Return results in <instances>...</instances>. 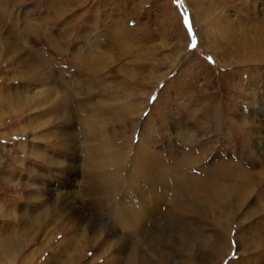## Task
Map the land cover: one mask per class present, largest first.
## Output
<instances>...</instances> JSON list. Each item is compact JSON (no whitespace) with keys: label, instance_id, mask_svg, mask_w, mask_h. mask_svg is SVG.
I'll list each match as a JSON object with an SVG mask.
<instances>
[{"label":"rangeland","instance_id":"obj_1","mask_svg":"<svg viewBox=\"0 0 264 264\" xmlns=\"http://www.w3.org/2000/svg\"><path fill=\"white\" fill-rule=\"evenodd\" d=\"M71 1L0 0V96L26 98L20 108L0 103V248L9 240L12 253L21 248L7 262L70 264L73 251L72 264H264L256 231L259 222L264 229V216L248 218L250 205L181 213L159 199L148 226L131 234L141 243L133 260L123 236L128 230L110 214L98 210L95 221L83 212L91 199L88 178L97 181L115 165L118 191L126 188L136 200L128 180L135 175L133 154L145 144L166 161L162 169L189 155L202 161L192 165L194 174L204 161L224 158L251 167L253 144L264 138V55L261 62L239 60L233 42L244 45L241 33L252 35L264 0ZM212 32L224 33L225 45L214 36L211 42ZM115 37L121 50L111 44ZM13 40L16 53L6 47ZM101 53L110 57L91 58ZM26 58L39 60L46 73L25 76ZM145 132L150 142L141 140ZM201 145L210 150L206 158ZM183 178L170 173L168 197ZM134 183L150 194L147 180ZM226 216L232 219L227 231ZM246 233L261 244L240 242ZM211 240L221 241V252Z\"/></svg>","mask_w":264,"mask_h":264},{"label":"bare ground","instance_id":"obj_2","mask_svg":"<svg viewBox=\"0 0 264 264\" xmlns=\"http://www.w3.org/2000/svg\"><path fill=\"white\" fill-rule=\"evenodd\" d=\"M70 1L71 0H61V3L64 2V3L68 4ZM71 2H74V1H71ZM70 5H71V3H70ZM60 8H61V6L59 7V9ZM60 10H62V9H60ZM68 10H69V7H68ZM205 10L206 9H204V12H205ZM8 13H9V11H8ZM262 13H264V12H262ZM5 16L8 17L7 15H5ZM57 16H58V14H57ZM261 18H262L261 22H258L256 24H254L255 22L252 20L254 23L251 24L250 28H252V30L254 32L252 33L251 36H249L246 33H241L244 40L245 41L247 40L246 43H244V45L240 44L239 41L237 42L234 40L233 43L235 44V48L238 50L239 60H242L244 62H249V61L252 62V61H256V60H260V62L262 61L261 55H264V19H263L264 16ZM12 21H13V19H12ZM11 24H13V23L11 22ZM234 24H235V26L238 25L235 22H233V24L231 22H229L228 25L232 26ZM237 31L240 33V30H237ZM219 32L218 33L212 32V34H210L211 42H212V38L214 36L216 38V42H218V44H224L225 45V42H224L225 34L219 33ZM247 33H249V32H247ZM38 34H36V36ZM47 37H49V36H47ZM0 39H2V38L0 37ZM53 40H55V39H53ZM14 41L15 40L9 42L8 43L9 45H7L6 47L8 48V50L10 48V51H11V49H14L13 52L15 51L14 53H16L17 43H15ZM202 42H204V44H205V40L204 41L202 40ZM122 43H123V41H120V39H118V37H115L114 42H112L111 44H112V46L115 44L120 45V50H121V47L123 45ZM33 46H35V44H33ZM20 48L24 49L22 47H20ZM8 50H7V52H8ZM3 51H4V49H3ZM117 52H119V51H117ZM120 53H121V51H120ZM29 54H30V52H29ZM214 54L216 57H218L216 53H214ZM109 57L110 56L108 54L101 53L100 55L94 54V56H92L91 58H93L97 62L103 63V61H106V59H108ZM19 58H20V56H19ZM33 58H26L24 60V63L22 62L24 67H25V68H23L24 69L23 74L25 76H27V75L29 77L34 76L36 78L38 75H40L42 73L45 74L46 72H44V70L42 69L44 65L42 66V63L39 60H35ZM38 58H39V56H38ZM15 59H16V56H15ZM21 60H23V59H21ZM21 60H18V61H21ZM22 63H21V65H22ZM239 63H240V61H239ZM44 78L48 81V77H44ZM53 78H55V77H53ZM29 79H31V78H29ZM51 80H52V78H51ZM37 98H38V96H35V99L33 98L34 101H32V102H36ZM25 100H26L25 97H22V96L16 97V96H13L11 94L0 96V103L5 102V104H8V105L13 104V105H15V107H19V106L23 107L25 105L24 104ZM17 109L18 108H16V110ZM52 109L54 110L56 108L52 107L51 110ZM57 109H59L58 106H57ZM53 110H52V112H55ZM214 118H215V116H214ZM263 120H264V118H263ZM245 125H247V124H245ZM243 129H239V130H241V134H243L244 135L243 137L245 138V134L242 132ZM260 134H259V136H260ZM146 137H149V138H146ZM141 138L140 139L142 141L150 142V139H151L150 132L149 133L145 132L144 134H142ZM142 141H141V143H142ZM233 142H235V140ZM141 143H139V145ZM205 144H207V143H205ZM232 144L233 143H231V145ZM204 145H201V148H202L201 152H203L202 157L204 156V158H206L205 156H207V154H209L210 150L208 147H206ZM253 145H256V146H255V153L252 151L253 157L251 158L252 160L250 163L251 164L250 168L246 167L244 164H241L240 163L241 161H237V160L236 161L235 160L228 161L224 158L223 161L220 159L221 161L219 163H212V164L209 163V166L206 164V161L203 160L204 165L200 166L199 173L194 174L192 172V170H193L192 165L200 164L202 162V161L200 162L199 157L189 155L185 159L178 160V161L175 160L179 163L176 165V167L172 168V170L171 169H162L164 166L167 165L166 161L161 160V158L159 157V154L158 155L155 154V151L152 149L153 146L151 144H145L142 148H139L136 151L135 155L133 154L134 157L132 158V160H133V165L135 167V175L131 176V178L133 180H128L129 181L128 186H131V185L134 186L135 188L132 186L131 187L133 188V190L137 189V191L139 193V195L135 196L136 200L134 201L132 198L131 199L128 198V196L131 194H128V191L126 188H122L121 190L118 191V188L116 186L120 185V183L117 181L119 184L116 185V180H118L119 177L117 178V176H116L117 168L115 167L116 166L115 165L114 167L111 168V170L109 172H108V170H106V171L99 173L97 176L95 175L97 177V181L94 179L93 175H91L88 178V182H87L88 188L87 189L89 191L91 199H90V204L83 209V212L86 216H88V215L92 216V218L95 221L97 220L96 214L98 213V210L100 211V213L102 212L104 214V216L105 215L107 216V214H110L111 217L115 219V223L118 224V227L122 228L123 230H128L130 232V233H123V236L127 242V246H129V250H128L129 252L128 253L131 256L129 258L130 260L135 259L134 257H136L137 254L140 253L139 248L141 245V243H140V245L137 246V242L139 243L140 240H137V241H136V239L134 240V238H136V237H133V239H132L131 234L136 236L138 233L142 232L144 230V228H146L148 226L147 225L148 218L149 217L152 218V215L154 214L153 213L154 210L157 209L156 202L159 199L163 200V202L172 201L173 202L172 209L174 211H176V210L180 211L181 210L182 211L181 213L191 212L192 209L199 210V211L203 212V211H205V207H209L211 210H213V211L216 210L217 212L224 211V210H226L227 207H233V209L239 210V209L244 208L245 205H250V207H253V209L251 210L248 218L251 219L252 217L264 216V138H263L262 142L260 141V143L253 144ZM104 150H105V148L102 149V151H104ZM97 152H99V149H97ZM35 156H37V155H35ZM237 158L238 157H236V159ZM90 162L92 163V162H94V160L90 159ZM107 165H108V163L104 164V166H107ZM117 167L119 168L118 165H117ZM188 170H189V172L191 170V173H189ZM171 172H173V173H179L180 172L182 174V177L184 176V178L182 180L178 181L177 184L176 183L173 184L176 187V192L174 193V195L172 197H168V193H167L166 188L169 186V179H170V173ZM200 175H203V176H200ZM155 176H157V183H158L156 186L154 184ZM146 180L148 181V183L150 185V194H149V195H151L150 197H149V195L147 197H145L143 195L146 192L145 187H139V186L135 185V183H134L136 181L137 183L142 184ZM130 182H132V183L130 184ZM123 183H124V181H123ZM259 184H261V185H259ZM257 186L261 187V189L259 191H256L257 193H255V195H253V193H254L253 191L256 190ZM122 187H124V186H122ZM142 203H144L145 206H143ZM68 208H69V206H68ZM226 213H228V212H226ZM218 215H217V217H219ZM49 217H50V215H49ZM229 217L230 216H226L227 220L221 221L223 228L224 227L226 228L230 224V222L232 221V219ZM108 218H110V217H108ZM52 221H54V218ZM40 222H41V219H40ZM214 222H216V221H214ZM217 222H219V221H217ZM54 223H56V220ZM57 223H59V222H57ZM259 223L262 224V222H259ZM261 224L257 228L256 231L262 232V235L259 236V239L264 241V229L262 228ZM34 225H35V223H34ZM169 225H170V222H169ZM53 226H54V224H53ZM46 227H47V225H46ZM55 227H56V225H55ZM149 228L150 229H149L148 233L151 232V225L149 226ZM225 230L227 231V229H225ZM152 231H153V228H152ZM245 231H247V230H245ZM129 238H131V239L129 240ZM244 238L242 237L240 242H245V244H247L246 242H249V245H251V246L252 245L254 246L256 243H258V246L261 244L259 241H257V239L255 240L252 233L251 234H248V233L244 234ZM251 239H253V240H251ZM212 241L213 240H211V242ZM147 242H149V241H147ZM17 243H18V241H17ZM212 243H213L212 247L216 250V252L217 253L221 252L222 247H224L222 245L221 241L219 243V241L216 240V241H213ZM3 245L4 246L2 248H0V264H12L11 262L10 263L7 262V258L9 259L10 253H12V251L10 250V247H11L10 240H9V242H6ZM18 245L20 246V244H18ZM42 245H44V244H42ZM239 246H241V245H239ZM68 249H69V247H68ZM68 249H66V250H68ZM19 251H21V248L14 250L10 258H12V256L16 257L18 255ZM75 252H74V254H75ZM25 258H26V256H24L23 261L25 260ZM137 258H140V257H137ZM70 259L72 261L74 260L73 259V251L71 252V258ZM72 261L71 262L68 261V263L72 264Z\"/></svg>","mask_w":264,"mask_h":264}]
</instances>
